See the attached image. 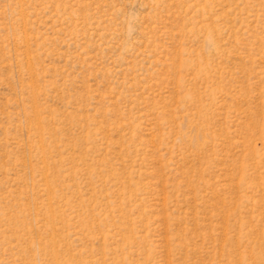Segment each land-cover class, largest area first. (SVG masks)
Returning <instances> with one entry per match:
<instances>
[{
  "label": "rangeland",
  "instance_id": "1",
  "mask_svg": "<svg viewBox=\"0 0 264 264\" xmlns=\"http://www.w3.org/2000/svg\"><path fill=\"white\" fill-rule=\"evenodd\" d=\"M0 264H264V0H0Z\"/></svg>",
  "mask_w": 264,
  "mask_h": 264
}]
</instances>
